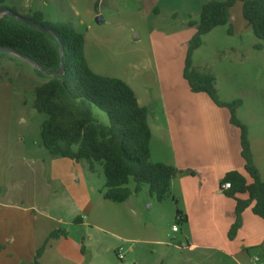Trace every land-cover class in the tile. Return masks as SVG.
<instances>
[{
	"label": "crops",
	"instance_id": "obj_1",
	"mask_svg": "<svg viewBox=\"0 0 264 264\" xmlns=\"http://www.w3.org/2000/svg\"><path fill=\"white\" fill-rule=\"evenodd\" d=\"M160 1L155 0L150 13ZM10 2L15 3V0ZM206 2H197L194 13H201ZM21 5L28 8L29 14L37 11L26 2ZM235 20L237 18L231 21V36L249 35L252 29L247 23L237 28ZM182 22L187 24V21ZM195 32L196 29L190 27L183 34L185 41ZM184 46L182 43L183 53ZM242 48L240 43L227 47L224 53L239 54ZM86 55L85 50L87 61ZM158 57L156 54L153 62L146 60L149 72L156 80L137 82L135 78L124 82L135 92L138 103L148 108L147 119L152 131L151 160L174 165L181 171L172 180L170 196L171 202L184 205L188 231L181 233V240L173 237L178 242L170 240L174 233L180 232L179 229L165 231L154 222L141 223L142 211L135 204H131L130 211L122 208L131 196L123 203L107 200L103 196L105 185L96 194L92 176L95 164L92 169L84 160L77 162L49 153L53 158L46 159L49 160L51 180L57 186L56 196L38 195L31 206L0 199V242L4 245L0 264L32 263L36 251L45 244L51 232L59 229L66 235L49 241L39 257L42 264H264V221L253 212L252 206L241 215L242 227L238 234L232 240L228 238L236 220V200L226 196L222 178L229 171L237 170L251 182L241 157L240 129L231 124L227 108L216 105L206 93L193 92L184 78L179 86L187 98L181 100L169 68H164L166 58ZM21 58L37 72L34 63ZM226 81L228 96L221 99L223 102L230 101L229 91L235 88L231 78ZM155 103L159 104L158 108ZM243 107L242 101L237 114ZM245 124L249 129L253 159L264 181V135L257 137L252 133L251 125ZM3 135L0 134V138L6 140ZM154 138L158 140V155L162 158L155 161ZM44 148H40L41 153ZM132 183L129 187L134 190L135 182ZM247 195L237 196L245 199ZM157 202L161 204L164 200ZM149 207L152 209L153 204ZM124 250L129 256L128 261ZM118 253L124 258L120 259Z\"/></svg>",
	"mask_w": 264,
	"mask_h": 264
},
{
	"label": "rangeland",
	"instance_id": "obj_2",
	"mask_svg": "<svg viewBox=\"0 0 264 264\" xmlns=\"http://www.w3.org/2000/svg\"><path fill=\"white\" fill-rule=\"evenodd\" d=\"M10 1L6 0L5 4L20 15L29 14L28 8L21 5V2H26L33 10L44 12V19L48 22H71L85 34L89 66L106 77L127 82L135 78L137 82H152L156 79L152 78L146 60L152 59L153 62L156 54L164 56V68H169L172 82L180 90L178 97L181 100L187 98L179 84L181 78L184 81L183 67L193 37L185 41L183 34L190 27L182 21H188L190 17L199 19L200 13H194V8L200 0H161L153 13L150 10L155 0ZM230 11L232 19L237 18L234 21L237 28L245 25L241 1H237ZM98 15L102 16V22L96 21ZM232 28L233 23L220 25L205 35L202 45L193 54L192 65L203 74L218 75L221 99L228 96L226 80H233L235 88L229 91V100L239 98L244 103L237 114L238 119L243 124L249 123L252 133L260 137L264 135V44L253 31L243 37L231 36ZM259 42L263 44L262 49L255 48ZM182 43L186 47L184 53ZM240 43L243 46L241 53H224L227 47ZM13 56L11 54L0 63V134L6 137V140L0 138V199L31 206L35 203L34 197L56 196L57 192V186L51 180L49 160L46 159L53 157L45 148L40 152L44 147L40 132L47 116L34 108L36 88L48 78L38 75L26 60ZM158 105L154 104L156 108ZM94 111L100 122L109 123L104 111L98 108ZM153 147V160H159L156 138ZM94 164L96 170L92 176L97 194L99 189L103 190L106 179L103 164ZM149 193L148 186H144L139 193H132L122 208L130 211L135 204L142 211L141 223L154 222L165 231L176 226L180 232L174 233L170 240L178 242L181 233L189 229L187 222L176 217L177 209L185 213L184 205L171 202V196L160 204ZM151 204L152 209L149 207ZM174 236L179 239L174 240ZM125 250L123 253L128 261Z\"/></svg>",
	"mask_w": 264,
	"mask_h": 264
},
{
	"label": "trees",
	"instance_id": "obj_3",
	"mask_svg": "<svg viewBox=\"0 0 264 264\" xmlns=\"http://www.w3.org/2000/svg\"><path fill=\"white\" fill-rule=\"evenodd\" d=\"M237 1L242 2L244 21L264 44V0H209L202 5L199 19L190 17L187 21L196 32L189 42L183 77L193 92L206 93L216 105L227 108L231 124L240 129L241 157L251 182L237 170L229 171L222 178V184L231 183V188L224 190L226 196L236 200V220L228 234L231 240L242 227L241 215L246 208L252 206L253 212L264 221V181L253 159L249 129L237 118L241 99L221 101L216 77L194 69L192 58L205 35L220 25H231L230 10ZM0 10L19 14L6 5L5 0H0ZM44 15L40 10L22 15L29 22L47 28L43 31L9 13L0 12V48L19 51L41 66V69L36 68L38 75L48 78L36 88L34 100V108L47 116L40 132L45 149L53 156L77 162L84 160L92 169L95 162L102 163L106 179L103 196L107 200L123 203L147 185L150 196L162 202L170 196L172 180L181 171L174 165L151 160L152 131L147 119L148 108L138 103L135 92L124 80L106 77L90 68L85 58L83 32L71 22H48ZM263 44L256 43L255 48L262 49ZM61 46L64 47L63 54ZM10 55L0 51V63ZM61 57L64 72L49 76L60 68ZM95 108L106 113L107 125L95 117ZM131 181L135 182L134 190L129 187ZM241 194H248L247 198L237 196ZM176 217L187 222L186 215L179 209ZM61 235H66L62 229L51 232L30 264H42L39 257L44 248L51 239ZM3 247L0 242V252Z\"/></svg>",
	"mask_w": 264,
	"mask_h": 264
},
{
	"label": "water",
	"instance_id": "obj_4",
	"mask_svg": "<svg viewBox=\"0 0 264 264\" xmlns=\"http://www.w3.org/2000/svg\"><path fill=\"white\" fill-rule=\"evenodd\" d=\"M1 13H9L11 16L15 17L16 19L22 21V22H25L27 24H29V26L33 27V28H36V29H39V30H47L46 27L42 26V25H39V24H36V23H32V22H29L28 19H26L25 17H23L22 15L20 14H15V13H11L10 11L8 10H0ZM102 16H98L96 17V21L97 22H101L102 21ZM0 51L2 52H9V54H14V55H18V56H21L25 59H28L27 56L21 54L19 51L15 50V49H12V48H9V47H4V48H0ZM61 51H62V54L64 53V47L61 46ZM28 61L32 62L30 59H28ZM34 63V62H32ZM35 64V63H34ZM36 67H38L39 69H41V66L38 65V64H35ZM64 66H63V58L61 57V66L60 68L54 72V73H50L49 76H53V75H56V74H62L64 72Z\"/></svg>",
	"mask_w": 264,
	"mask_h": 264
},
{
	"label": "built area",
	"instance_id": "obj_5",
	"mask_svg": "<svg viewBox=\"0 0 264 264\" xmlns=\"http://www.w3.org/2000/svg\"><path fill=\"white\" fill-rule=\"evenodd\" d=\"M229 188H231V183L230 182H225L224 184H222V189L223 190H226V189H229ZM173 230H178V228L176 227V226H174L173 227ZM118 257L120 258V259H123L124 258V256H123V254H120V253H118ZM258 260V258H256V261Z\"/></svg>",
	"mask_w": 264,
	"mask_h": 264
}]
</instances>
